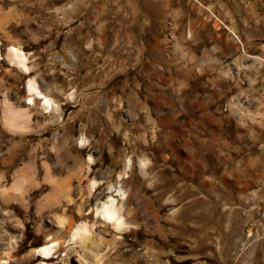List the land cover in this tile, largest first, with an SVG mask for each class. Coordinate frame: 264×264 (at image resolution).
<instances>
[{
    "label": "rangeland",
    "instance_id": "1",
    "mask_svg": "<svg viewBox=\"0 0 264 264\" xmlns=\"http://www.w3.org/2000/svg\"><path fill=\"white\" fill-rule=\"evenodd\" d=\"M199 19L233 56L190 60L208 33ZM0 43V264H65L84 245L67 237L45 259L47 231L58 218L96 230L112 186L131 210L112 264H264V0H0ZM185 64L214 78L222 114L240 129L248 178L236 199L232 183L201 185L131 127L147 120L127 105L131 91L157 72L172 87ZM176 89L171 116L187 120V88Z\"/></svg>",
    "mask_w": 264,
    "mask_h": 264
},
{
    "label": "crops",
    "instance_id": "2",
    "mask_svg": "<svg viewBox=\"0 0 264 264\" xmlns=\"http://www.w3.org/2000/svg\"><path fill=\"white\" fill-rule=\"evenodd\" d=\"M197 25L208 33L205 38L198 39L200 50L192 55L191 61H223L233 56L230 51L237 50V47L228 43L224 34L219 30L213 33L216 30L213 25L201 19ZM190 66L185 64L179 67L180 80L174 82L172 87L170 84L165 87V78L160 72L145 76L146 79L140 83V92L131 91L127 105L134 109L142 106L147 120L140 124L135 116L131 127H143L140 139L149 141V138L156 137L161 156L174 159L179 167L185 168L187 174L199 175L201 185L206 186L209 181L232 183L226 188V195L236 199L247 191L248 178V165L241 158L240 129L222 114L220 94L211 88L215 83L214 78L203 81L195 77V68ZM175 84L179 88H187L186 96L180 100L187 120L176 121L171 116L173 111L169 106L173 105V93L177 90ZM214 160L221 170L213 171Z\"/></svg>",
    "mask_w": 264,
    "mask_h": 264
},
{
    "label": "bare ground",
    "instance_id": "3",
    "mask_svg": "<svg viewBox=\"0 0 264 264\" xmlns=\"http://www.w3.org/2000/svg\"><path fill=\"white\" fill-rule=\"evenodd\" d=\"M20 58H22V61L20 63H22V65L26 67L24 60L25 57L20 56ZM31 102H33L32 99ZM46 103L49 106H53V103L49 99H47ZM128 165L130 167L132 166V160H129ZM146 165L147 163L143 162L142 168H145ZM106 176L107 174L105 173L102 177L106 178ZM66 181L64 183L61 180H57L55 184V192L61 193L60 196H62L66 192L65 195L68 193V196L70 197L72 195V186L67 184V186H69L68 191L70 192H68L67 190L63 191L62 189L66 185ZM96 186L97 184L95 183V187ZM97 187H100V185ZM1 188L2 187L0 186V191ZM64 189L66 188L64 187ZM109 191L112 193H114V191H118V194L117 196L115 194V196H112L108 201L102 202L98 205L97 216L100 229H98V227L96 230H94V226L89 227L83 224L80 225L77 230H75L74 227L71 226V223H69V225H65V220L63 222V219L58 218L59 223L53 225V228H50L47 231L48 237L50 238L49 244H51V246L47 244V246L43 248L42 252L45 254V259H51V255L54 250L57 247L60 248L62 245H64L67 241V237H70V243L80 241L84 246L82 251L77 250L75 247L70 248V251L67 255V259L65 260V264H69V261L73 260L76 261V264H112V262L117 258L113 255L115 254V245L120 243V238L118 237V234H123L124 230L126 228H129V224L126 222V218H124V211L127 209L126 211L128 212V214H130L131 210H129L127 206V208L125 209V204L120 205L121 200L124 201V203L128 200V195L124 190H118L117 187L112 186L110 187ZM118 196L120 198H117ZM111 230L115 234L111 233ZM15 237L14 239H17ZM34 255H31V257L33 258Z\"/></svg>",
    "mask_w": 264,
    "mask_h": 264
}]
</instances>
